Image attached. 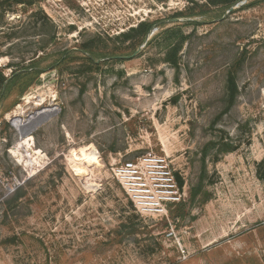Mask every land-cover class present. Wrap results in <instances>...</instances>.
I'll list each match as a JSON object with an SVG mask.
<instances>
[{
  "label": "rangeland",
  "instance_id": "1",
  "mask_svg": "<svg viewBox=\"0 0 264 264\" xmlns=\"http://www.w3.org/2000/svg\"><path fill=\"white\" fill-rule=\"evenodd\" d=\"M18 1L0 0V264H264V0ZM147 153L181 193L162 215L114 173Z\"/></svg>",
  "mask_w": 264,
  "mask_h": 264
},
{
  "label": "built area",
  "instance_id": "2",
  "mask_svg": "<svg viewBox=\"0 0 264 264\" xmlns=\"http://www.w3.org/2000/svg\"><path fill=\"white\" fill-rule=\"evenodd\" d=\"M114 173L140 211L162 215L166 213L167 205L181 200L178 183L167 158L163 156L152 153L141 155L123 162Z\"/></svg>",
  "mask_w": 264,
  "mask_h": 264
},
{
  "label": "trees",
  "instance_id": "3",
  "mask_svg": "<svg viewBox=\"0 0 264 264\" xmlns=\"http://www.w3.org/2000/svg\"><path fill=\"white\" fill-rule=\"evenodd\" d=\"M14 2H20L18 0H13ZM242 0H201V2H195L194 6L199 7L202 10V12H205L204 9L207 7H215V8H222V9H229L237 4H239ZM178 15H181L179 13ZM177 15V16H178ZM155 22L151 21H140L137 23V25L130 27L127 31H124L122 33H119L118 38H121V42H126L128 40H134L136 38L140 39L139 41L142 42L145 37L150 33L152 27L154 26ZM180 28L179 27H173V28H166L163 29L161 34L164 37L173 36L176 33L180 34ZM181 36V35H179ZM183 36L180 37V39H176V42L170 43L168 51L166 53V60L172 63L176 62V54L182 44ZM6 81L5 76L3 75L2 71L0 70V87L4 85V82Z\"/></svg>",
  "mask_w": 264,
  "mask_h": 264
},
{
  "label": "water",
  "instance_id": "4",
  "mask_svg": "<svg viewBox=\"0 0 264 264\" xmlns=\"http://www.w3.org/2000/svg\"><path fill=\"white\" fill-rule=\"evenodd\" d=\"M231 9V8H229ZM55 111H56V107H54ZM44 109L38 110L39 112L43 111ZM51 111V110H50ZM48 111V113H45L44 115H42L41 117H39L35 122L32 123V125L29 126V129H25L20 136H26L27 134H30L34 129H36L40 124L44 123L45 121H47L53 114L54 112H50Z\"/></svg>",
  "mask_w": 264,
  "mask_h": 264
}]
</instances>
